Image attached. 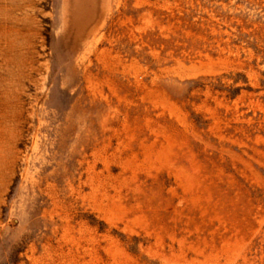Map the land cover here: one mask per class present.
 Listing matches in <instances>:
<instances>
[{
    "label": "rangeland",
    "instance_id": "374dc122",
    "mask_svg": "<svg viewBox=\"0 0 264 264\" xmlns=\"http://www.w3.org/2000/svg\"><path fill=\"white\" fill-rule=\"evenodd\" d=\"M0 264H264V0H0Z\"/></svg>",
    "mask_w": 264,
    "mask_h": 264
}]
</instances>
